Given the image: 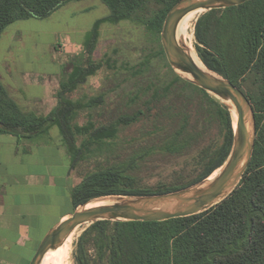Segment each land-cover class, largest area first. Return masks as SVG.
Segmentation results:
<instances>
[{
    "label": "trees",
    "instance_id": "1",
    "mask_svg": "<svg viewBox=\"0 0 264 264\" xmlns=\"http://www.w3.org/2000/svg\"><path fill=\"white\" fill-rule=\"evenodd\" d=\"M73 1L79 0H0V36L17 20L46 18ZM99 1L108 14L95 22L96 28L101 22L142 25L158 41L154 55L168 64L160 31L167 12L179 0ZM194 38L203 64L240 88L252 105L256 137L246 171L227 196L202 212L161 221L100 220L90 224L75 244V264H264V0L202 12L194 24ZM94 41L89 43L90 52ZM100 65L76 67L57 92V106L44 116L21 112L0 82V131L41 135L58 126L70 168L79 179L70 192L72 210L105 196L174 192L203 181L224 164L234 133L225 104L181 77L169 64L164 80L147 76L150 65L142 61L131 73L134 78L142 76L132 98L140 100L138 109L98 123L94 114L103 95L83 94L75 99L72 94ZM165 100L169 104L159 107ZM196 104L219 113L220 141H206L196 130ZM170 113L174 125L167 130L160 117ZM80 115L83 124L77 121ZM131 127L137 134L132 140L141 135L145 139L120 157L114 152L116 139ZM193 151L192 173L183 166L154 187L141 184L139 172L147 157H179Z\"/></svg>",
    "mask_w": 264,
    "mask_h": 264
},
{
    "label": "rangeland",
    "instance_id": "2",
    "mask_svg": "<svg viewBox=\"0 0 264 264\" xmlns=\"http://www.w3.org/2000/svg\"><path fill=\"white\" fill-rule=\"evenodd\" d=\"M79 6L81 7L79 8ZM107 14L108 8L101 1L82 0L68 3L66 7L53 12L51 17L22 20V23H18V25H11L4 38L14 39L9 56L19 58L15 65L21 68V71L17 73L22 93V102L19 103L21 112L33 113L38 116L48 114L58 104L57 92L60 90L61 84L68 81L76 67H87L89 63L100 62L101 65L87 77L84 84L75 89L77 92H74L72 97L77 99L83 94L88 96L103 95V101L95 109L94 114L98 123L107 122L123 113L132 114L138 109L140 100L133 101L132 98L142 82V76L136 75L135 78L131 76L134 71L133 67L138 63L148 62L150 70L147 72V76L156 78L158 81L165 79L169 73L168 64L166 65L158 55H154L159 48L158 41L154 40L148 28L131 21H121L116 24L101 22L96 28L95 22ZM199 15H196L188 24V32L192 35L191 46L196 55L194 24ZM92 39L95 41L92 46L93 51L90 52L88 46ZM179 39L181 42H185L183 36H179ZM86 54H89V58L86 57ZM39 56L42 59L33 63V57ZM152 78L151 80H153ZM209 95L214 97L210 93ZM200 98L202 97L200 96ZM166 101L161 102L159 107H166L169 104ZM196 106L198 110L193 112L196 130L202 133L206 141H220L221 118L219 113L215 108L209 106L198 104ZM83 115L77 118L80 124L84 123L85 115ZM160 120L166 124L167 130L174 125L171 113L162 115ZM136 135V129L133 127L121 131L116 139L115 154L118 153L122 157L126 150L135 149L134 146L145 139V136L141 135L132 140ZM39 136L36 138L38 147L58 148L62 158H67L68 163L70 162L57 125L52 126ZM194 154L195 151L179 157L152 155L147 157L139 172L141 184L154 187L159 181L168 180L175 171L183 166L187 167L188 174L192 173L195 168L192 165ZM48 171L52 174L57 173L60 169L49 167ZM218 172L219 170L215 174L212 173V178ZM78 182L79 179L76 176L73 178L72 175L64 183L46 185L43 188V193L38 198L42 199L44 203L52 201L55 204L48 208L50 212L44 218V226L49 227L59 214L71 209L70 192L72 186ZM100 199L106 201L110 197ZM85 228V226H81L78 228L79 230L77 229L78 233L76 232L72 242L73 247L71 246L64 264H75L73 259L75 244ZM37 232L41 233L38 227ZM34 242L35 240L30 247L34 245ZM47 264H56V262L50 258Z\"/></svg>",
    "mask_w": 264,
    "mask_h": 264
},
{
    "label": "water",
    "instance_id": "3",
    "mask_svg": "<svg viewBox=\"0 0 264 264\" xmlns=\"http://www.w3.org/2000/svg\"><path fill=\"white\" fill-rule=\"evenodd\" d=\"M248 0H179L167 12L160 31V42L169 66L181 77L200 87L225 104L234 106L235 124L230 153L218 174L203 181L163 194L145 196H105L109 200L93 199L76 207L47 230L40 240L29 264H41L44 255L63 244L80 226H89L100 220L111 221H161L202 212L227 196L239 183L252 158L256 122L251 103L244 92L230 80L199 66L190 49L180 41L177 29L184 16L197 15L211 9L226 8ZM232 117V113H231ZM233 121V120H232ZM212 175V174H211ZM102 198V197H101ZM105 203L87 207L89 203Z\"/></svg>",
    "mask_w": 264,
    "mask_h": 264
},
{
    "label": "crops",
    "instance_id": "4",
    "mask_svg": "<svg viewBox=\"0 0 264 264\" xmlns=\"http://www.w3.org/2000/svg\"><path fill=\"white\" fill-rule=\"evenodd\" d=\"M29 19L37 18L17 20L0 36V82L18 108L22 102V93L17 73L21 68L15 65L19 58L9 56L14 39L4 37L11 25H18L22 20ZM41 59L40 56L33 57V63ZM37 137L40 136L0 131V264H29L48 228L73 211L71 207L69 211L59 214L49 227L43 225L44 218L50 212L48 208L55 205L52 201L44 203L38 198L43 193V188L46 185L64 183L75 175L70 162L68 163L67 158H62L59 149L51 146L38 147ZM49 167L59 168L60 171L51 174ZM37 227L41 233L37 232ZM33 240L37 242L36 246L34 242L30 247Z\"/></svg>",
    "mask_w": 264,
    "mask_h": 264
},
{
    "label": "bare ground",
    "instance_id": "5",
    "mask_svg": "<svg viewBox=\"0 0 264 264\" xmlns=\"http://www.w3.org/2000/svg\"><path fill=\"white\" fill-rule=\"evenodd\" d=\"M196 15L197 14L195 12H191V13H189L186 16L183 17V19L180 21V23L178 25L177 35L184 37V39H185V42L184 43L190 49V51L192 52L191 55L194 58L195 62L199 66L203 67V64H202L201 60L198 58V55H196L194 49L191 46V43H192L191 36L192 35L189 34V32H188V24H189V21H191ZM226 103L230 106L231 113H232L233 124H235L234 106H233V104H232L231 101H226ZM217 171L218 170H216L213 174H215ZM213 174L210 175L209 180L212 179ZM103 203H105V202L101 201V202L89 203L87 205V207H91V206L99 205V204H103ZM76 232H77V229L74 230L66 238V240L63 242V244L61 246H59L57 249L48 251L44 255V258L42 259L41 264H47L48 263V259H50V258L54 262H56V264H64V261L66 260L67 256L69 255V251H70V248L72 246V242L74 241V237L76 235Z\"/></svg>",
    "mask_w": 264,
    "mask_h": 264
}]
</instances>
